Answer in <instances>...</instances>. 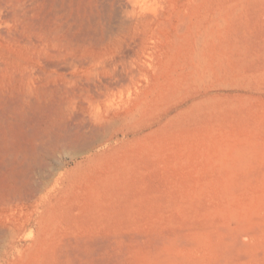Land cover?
Listing matches in <instances>:
<instances>
[{
  "label": "rangeland",
  "instance_id": "1",
  "mask_svg": "<svg viewBox=\"0 0 264 264\" xmlns=\"http://www.w3.org/2000/svg\"><path fill=\"white\" fill-rule=\"evenodd\" d=\"M217 21L225 70L191 108L183 30ZM137 88L147 137L91 166L52 142ZM0 243V264H264V0H0Z\"/></svg>",
  "mask_w": 264,
  "mask_h": 264
},
{
  "label": "bare ground",
  "instance_id": "2",
  "mask_svg": "<svg viewBox=\"0 0 264 264\" xmlns=\"http://www.w3.org/2000/svg\"><path fill=\"white\" fill-rule=\"evenodd\" d=\"M227 10H229V8ZM182 24L183 22L180 21L178 29H183L184 25ZM224 25V21H217L206 26V28H202V30L197 24H193L183 30L184 37H186V39L189 38L190 40V47H188L184 55H182V61L179 66L180 70L174 76L173 83L177 95L181 92L187 93L191 91V94H197L193 103H190L192 107H189L191 108L195 107L197 109H202V105H206L205 101L207 103L211 101V97L204 99L200 98L198 95L199 89L209 85L213 74H220L225 70L223 60L224 55L218 53L216 49L213 48V44L217 43V40L223 35ZM177 32L180 31L177 30ZM124 78L125 77L123 76L121 77V79ZM136 90L137 93L134 100L131 105L129 104L130 106L124 109L123 112L113 111L110 113L111 111L108 110L100 112L96 108L93 109L94 107L92 108V103L90 102L88 107V117H86L87 115H77L68 122H65L66 120L62 121L64 123L63 129L66 130V134L68 132V135L53 136L52 142L68 140L67 143L62 142L63 144L61 147L63 151L67 152L72 158L80 157L81 159L77 162V165L82 166L90 165V163L98 160L100 157L109 153V151L111 152L114 149L119 148L130 140L133 141L138 139L139 133H142V136L147 137L151 131L145 132V128L147 129L151 127L153 122L145 125L144 128L140 125V121L146 119L149 113H153L152 109L155 110V108H157L155 107V96L154 98L150 97V93L148 92H151L152 90L145 91L138 88ZM185 108L182 106L173 116L166 114L163 117L162 125L170 123L180 115H184L185 112H187V109ZM60 134L62 135V132ZM130 136H132V138H130ZM47 140L48 142L50 141L49 139ZM117 144L118 146L115 148V145Z\"/></svg>",
  "mask_w": 264,
  "mask_h": 264
}]
</instances>
